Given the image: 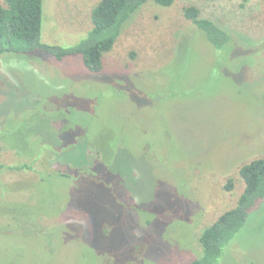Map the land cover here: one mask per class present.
Masks as SVG:
<instances>
[{"label": "rangeland", "instance_id": "rangeland-1", "mask_svg": "<svg viewBox=\"0 0 264 264\" xmlns=\"http://www.w3.org/2000/svg\"><path fill=\"white\" fill-rule=\"evenodd\" d=\"M99 1L44 0L42 41L78 44ZM188 6L231 34L228 51L185 19ZM11 56L0 163L33 169L0 174V264L197 258L203 230L245 189L241 166L264 158V0L146 3L101 74L80 57ZM219 261L264 264V202Z\"/></svg>", "mask_w": 264, "mask_h": 264}, {"label": "trees", "instance_id": "trees-1", "mask_svg": "<svg viewBox=\"0 0 264 264\" xmlns=\"http://www.w3.org/2000/svg\"><path fill=\"white\" fill-rule=\"evenodd\" d=\"M149 2L170 8L175 0H100L92 10V28L88 34L78 44L64 47L42 41L44 0H0V59L5 54L15 58L34 52L46 54L58 62L80 57L90 73L101 74L104 71L105 55L113 50L133 16ZM183 14L216 50H229L231 34L215 22L202 18L199 8L185 7ZM31 166L30 163L15 166L0 163V174L4 170H32ZM69 172L59 171L54 174L59 178H71L73 174ZM239 175L244 180L245 189L236 206L203 230L200 237L201 254L189 264H218L227 245L243 229L251 212L264 202V158L241 166ZM40 178L47 179L45 175ZM233 183V179H229L225 188L232 190Z\"/></svg>", "mask_w": 264, "mask_h": 264}]
</instances>
